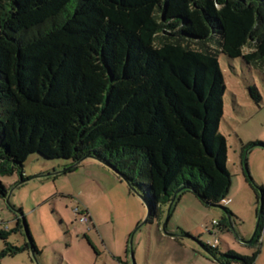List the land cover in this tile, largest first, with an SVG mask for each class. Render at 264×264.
Here are the masks:
<instances>
[{"label": "trees", "instance_id": "1", "mask_svg": "<svg viewBox=\"0 0 264 264\" xmlns=\"http://www.w3.org/2000/svg\"><path fill=\"white\" fill-rule=\"evenodd\" d=\"M219 52L264 62V0H0V174L26 180L33 153L76 164L65 172L90 157L143 195L152 217L188 191L219 206L231 185ZM263 213L264 203L254 243ZM17 218L11 231L24 227ZM217 244L202 246L221 264L259 254Z\"/></svg>", "mask_w": 264, "mask_h": 264}, {"label": "rangeland", "instance_id": "2", "mask_svg": "<svg viewBox=\"0 0 264 264\" xmlns=\"http://www.w3.org/2000/svg\"><path fill=\"white\" fill-rule=\"evenodd\" d=\"M253 50L251 41L244 52ZM219 62L227 86L220 131L227 138L231 174L219 206L188 191L163 206L160 218L152 217L140 193L105 163L89 157L65 172L71 161L33 153L24 164L26 180L19 171L0 174L10 200L0 194V229L10 230L6 240L0 237V264H221L202 246L216 240L221 252L259 250L255 264H264V226L258 242L252 241L262 203L251 185L264 189V145L256 144L264 143V62L248 64L222 52ZM252 86L260 101L251 95ZM19 209L40 251L36 255L22 249L28 242L24 227L11 231L17 214L23 224ZM83 214L90 222L80 220ZM6 244L18 250L2 256Z\"/></svg>", "mask_w": 264, "mask_h": 264}, {"label": "water", "instance_id": "3", "mask_svg": "<svg viewBox=\"0 0 264 264\" xmlns=\"http://www.w3.org/2000/svg\"><path fill=\"white\" fill-rule=\"evenodd\" d=\"M86 158H89V157H85L84 159H86ZM83 159V160H84ZM74 166H76V164H72L70 167H74ZM70 167H68L67 169H69ZM248 170V169H247ZM139 196L144 200V202H146V199L143 197V195H141V194H139ZM7 200H8V202L10 201L9 200V197H7ZM261 203H262V205H261V210H262V208H263V203H264V196L262 195L261 196ZM147 204V203H146ZM148 205V204H147ZM171 205H172V203H171ZM170 205V206H171ZM148 207H149V205H148ZM149 212H150V207H149ZM21 214H22V212H20ZM150 215V214H149ZM149 217V216H148ZM148 217H147V219H148ZM22 220H23V226H24V229H25V233H26V236H27V240H28V243H29V245H30V249H31V251H32V253L33 254H35L36 255V253H35V249H34V247H33V245H34V243H33V237H32V234H31V231H30V228H29V226H28V223H27V221H26V218H25V216L22 214ZM167 222V221H166ZM166 226V223L164 224V227Z\"/></svg>", "mask_w": 264, "mask_h": 264}, {"label": "built area", "instance_id": "4", "mask_svg": "<svg viewBox=\"0 0 264 264\" xmlns=\"http://www.w3.org/2000/svg\"><path fill=\"white\" fill-rule=\"evenodd\" d=\"M80 220H81L82 222H90V218H89L88 214H83V215L81 216ZM216 242H217V240H216Z\"/></svg>", "mask_w": 264, "mask_h": 264}]
</instances>
